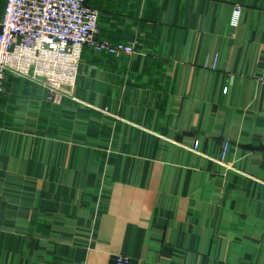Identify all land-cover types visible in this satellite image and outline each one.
<instances>
[{
	"label": "crops",
	"instance_id": "1",
	"mask_svg": "<svg viewBox=\"0 0 264 264\" xmlns=\"http://www.w3.org/2000/svg\"><path fill=\"white\" fill-rule=\"evenodd\" d=\"M86 4L133 53L84 46L70 95L5 75L0 264H264V0Z\"/></svg>",
	"mask_w": 264,
	"mask_h": 264
},
{
	"label": "built area",
	"instance_id": "2",
	"mask_svg": "<svg viewBox=\"0 0 264 264\" xmlns=\"http://www.w3.org/2000/svg\"><path fill=\"white\" fill-rule=\"evenodd\" d=\"M242 6L234 4L230 26L238 24ZM98 11L86 0H5L0 19V92L7 73L37 81L51 95H70L75 87L81 52L88 45L110 55L131 54V42L98 39ZM217 55L211 62L215 68ZM260 82L264 87V67ZM226 90V88H225ZM198 141H194V147ZM229 142L221 144L223 161ZM114 264H129L117 255Z\"/></svg>",
	"mask_w": 264,
	"mask_h": 264
}]
</instances>
